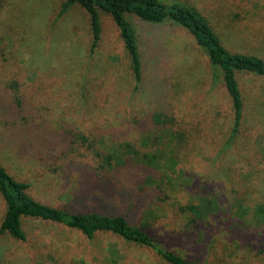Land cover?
Segmentation results:
<instances>
[{
    "label": "rangeland",
    "instance_id": "1",
    "mask_svg": "<svg viewBox=\"0 0 264 264\" xmlns=\"http://www.w3.org/2000/svg\"><path fill=\"white\" fill-rule=\"evenodd\" d=\"M61 1L0 0V91L16 81L52 127L67 124L90 140L94 151L111 153L115 160L148 157L146 167H135L134 173L151 176L148 184H162L168 197H146L141 217L91 181L84 159L88 149L77 146L75 153L82 156L71 165L42 158L39 147L18 151L1 119L0 164L16 178L31 180L34 198L74 211L124 212L186 258L221 264L223 254L225 264L232 256V264H264V78L238 74L243 123L234 141L227 142L233 111L223 81L212 82L204 52L176 26H147L132 17L143 31L142 78L135 89L112 20L102 13V38L91 54L87 12L75 4L54 21ZM189 1L216 24L226 46L264 57V34L252 38L233 30L226 0ZM165 107L171 121L155 128L151 114ZM206 199L216 200L215 214L189 224L190 214L179 205ZM4 210L0 195V221ZM23 227L24 241L0 235V264H167L107 234L89 240L31 217L23 218Z\"/></svg>",
    "mask_w": 264,
    "mask_h": 264
},
{
    "label": "trees",
    "instance_id": "2",
    "mask_svg": "<svg viewBox=\"0 0 264 264\" xmlns=\"http://www.w3.org/2000/svg\"><path fill=\"white\" fill-rule=\"evenodd\" d=\"M226 1L230 11L227 13L228 21L232 23L230 27H233V30L252 38L264 34V0ZM75 4L83 7L88 14L91 54L102 38V13L112 20L127 56L135 89L142 78L143 62L139 44L143 31L136 29L132 17L143 21L147 26L165 22L176 26L175 29L186 35L191 43L204 52L211 69L212 82L221 77L233 111L227 142L234 141L241 130L245 105L238 74L247 72L264 78L263 56L233 50L226 46L216 24L199 6L189 0H62L54 21L61 18ZM7 87L11 90L0 91V119L4 124L8 141L18 151L30 146L39 147L45 152L44 156L41 155L42 158L46 160L52 158L53 163L57 164L62 159L65 165H71L77 160L80 161L77 158L82 156L75 153L77 146L85 147L89 150L84 159L88 164L91 181L97 187L104 188L105 196L118 197L128 202L130 207L140 212L141 217L147 208L144 203L149 196L150 198L157 196L161 201L168 197L165 189L161 187L162 184H148L152 183L151 176L144 178L134 173L133 168H144L151 161L147 155L145 156L147 159L137 162L132 156L115 160L111 153L94 151L90 140L81 133L74 134L67 124L63 123L60 128L52 127L47 119L42 117L39 108L29 104L28 95L19 83L13 80ZM167 111L168 108L165 107L152 112L151 119L155 128H163L167 121H171ZM52 151L53 155H50ZM31 185V180L16 178L0 164V195L5 202V210L0 221V235L9 234L24 241L26 232L23 218L31 217L61 224L89 240L98 234L110 235L122 242L149 250L167 264H211L208 257L193 259L180 255L165 245L158 236L149 232L145 224L133 223L124 212L107 209L74 211L54 206L34 198L29 192ZM179 209L182 213L190 214L189 224H200L206 217L215 214L218 204L216 200L206 199L179 205ZM222 255H219L218 261L225 264L226 260ZM232 263L233 256L230 257V264Z\"/></svg>",
    "mask_w": 264,
    "mask_h": 264
}]
</instances>
